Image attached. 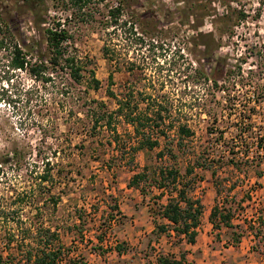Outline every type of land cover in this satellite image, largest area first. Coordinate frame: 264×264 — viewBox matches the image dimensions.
Returning <instances> with one entry per match:
<instances>
[{
	"label": "rangeland",
	"instance_id": "rangeland-1",
	"mask_svg": "<svg viewBox=\"0 0 264 264\" xmlns=\"http://www.w3.org/2000/svg\"><path fill=\"white\" fill-rule=\"evenodd\" d=\"M179 1L85 0L75 6L70 0H0V16L16 42L28 47L27 59L46 57L42 31L58 23L84 77L92 71L99 82L92 90L50 70L46 82H37L7 70L0 52V157L11 149L18 153L17 163L0 168V227H51L62 251L84 264H155L159 253L183 255L184 264H192L182 236L152 231L151 216L165 223L155 214L175 198L170 178L155 188L166 168L178 172L177 190L188 184L189 197L228 212L234 227L215 232L224 239L222 248L231 250L243 237L246 249L264 254V152L255 147L264 148V0H237L246 17L231 37L222 36L218 50L235 73L224 93L210 90L200 76L205 61L193 42L195 31L215 27L210 19L201 26L182 17ZM114 7L120 9L115 24L108 14ZM102 45L112 49V62L102 57ZM109 93L137 103L139 112L149 107L151 121L143 131L155 147L130 152L132 128L121 118L112 117L110 128L101 121L93 126V117L114 109ZM181 126L191 135L177 132ZM44 159L50 177L37 188ZM135 173L144 178L137 189L129 188ZM50 197L57 200L54 206ZM115 244L122 254L115 253Z\"/></svg>",
	"mask_w": 264,
	"mask_h": 264
},
{
	"label": "trees",
	"instance_id": "trees-1",
	"mask_svg": "<svg viewBox=\"0 0 264 264\" xmlns=\"http://www.w3.org/2000/svg\"><path fill=\"white\" fill-rule=\"evenodd\" d=\"M70 2L75 6H81L85 0H70ZM179 2L182 3V6L176 9L182 17L190 21H197V24L200 25L203 20L210 19L211 24L214 25V32L209 30L204 32L195 31L194 33V45L200 47V52L206 66V69L201 66L199 74L208 85V88L213 92H228L229 80H233L230 77L235 73L230 69L227 58L218 54L220 40L222 36L231 37L233 29L244 21L246 15L242 9L237 7V0H181ZM231 4H235V6H231ZM119 12V7L110 8L108 11L109 18L113 19V24H115V19L118 17ZM42 33L46 57L44 59L42 57L27 59L26 56L28 54L24 49L26 50L28 47L16 42L10 27L0 16V52L5 53L4 59L7 70L25 72L31 79L37 82L41 81L42 83L48 80L52 72L62 73L75 85L84 83L86 88L97 89L99 82L94 78L93 72L87 71V77H84L82 61L74 54L72 46L66 44L70 38L67 31L61 29L58 23H55L43 29ZM158 41L159 39H156V42ZM100 52L106 61L112 62L113 51L108 45H102ZM132 67L133 64L127 70L131 72ZM48 70L51 73H48ZM85 78L86 81H84ZM107 80L108 86H110L112 84V76L110 74ZM109 95L114 100L113 111L108 115L104 111V115L93 117V126H96L101 121L107 128H110L112 117L115 119L121 118L123 123L132 128L135 141L129 147L130 152L135 153L142 149L151 150L155 147L157 142L151 140L149 135H145L143 131L145 128H149L148 122L151 121L147 117L146 112L149 110V107H145L142 112H139L137 103H130L126 99H116L112 93H109ZM160 114L159 110L156 109L154 111L155 119L159 123L163 122V117ZM157 124L154 122L156 127ZM112 128L110 132H112L113 137H116V131L114 127ZM177 132L185 137L191 135L189 129H186L184 126L179 127ZM161 134L163 135V133ZM114 142L118 144L117 140ZM260 146L261 144H258L257 148H260ZM17 157L18 153L15 152V149H11L9 152L1 155L0 168L6 166V164L10 166L17 163ZM132 161L133 159H131ZM41 162L43 169L36 177L38 182L33 184L37 188L48 181L51 171L47 159ZM164 173L166 176H163ZM159 175L160 179L155 182V188H164V181L170 178V186L175 191V198L167 199L164 205L158 207V212L155 214V217L164 220L165 223L158 224L155 222L154 216H151L154 223L152 231L155 235H160L171 230L174 235L182 236L186 243L192 244L194 242L195 229L199 223V216L202 213L200 202L187 195V191L189 190L188 184L182 185L178 190L176 189V185L178 184V172L176 170H166L165 168L159 171ZM142 178H144L142 173L133 174L128 187L137 189L138 183ZM170 194L171 191H169ZM50 201L54 206L57 200L50 197ZM222 212L223 209H219L215 205L211 208L208 220L212 224V227L218 228L214 220L215 217H219L224 227L232 228L229 224L230 217L228 212ZM0 214L4 215V209H1ZM9 227L14 229L10 230ZM261 227L264 229V221L261 222ZM0 228L1 232H3V252H0V264H84L83 258L72 257L68 249L65 252L62 251L58 243L57 233L55 230H51V227H43L41 223L38 225L35 222H30L13 223L10 226L7 224ZM5 228H7L6 233L4 231ZM90 250L96 251L94 247ZM113 250L119 255L122 254L123 248L115 244L113 245ZM97 251L98 254L103 252L99 248ZM155 264H184V256L179 255L176 258L172 254L159 253L155 257Z\"/></svg>",
	"mask_w": 264,
	"mask_h": 264
},
{
	"label": "crops",
	"instance_id": "crops-1",
	"mask_svg": "<svg viewBox=\"0 0 264 264\" xmlns=\"http://www.w3.org/2000/svg\"><path fill=\"white\" fill-rule=\"evenodd\" d=\"M200 205L202 213L199 216V223L195 229L194 242L189 244L183 240L190 247V251L186 253L185 258L192 259V264H264V254L255 255V253L246 249L242 244L243 237L235 239L237 243L231 250L229 248H222L221 242L224 239L221 235H216L215 232L226 227L222 225L220 218L217 217V221L214 220V223L218 228H213L208 220V215L214 205L208 209L202 201ZM229 224L232 228L234 227L230 220ZM252 224H254V221ZM257 225L258 223H256ZM248 238L250 240V237ZM206 242H209L210 247L205 245ZM212 246L213 248H211Z\"/></svg>",
	"mask_w": 264,
	"mask_h": 264
},
{
	"label": "built area",
	"instance_id": "built-area-1",
	"mask_svg": "<svg viewBox=\"0 0 264 264\" xmlns=\"http://www.w3.org/2000/svg\"><path fill=\"white\" fill-rule=\"evenodd\" d=\"M257 145H258V144L255 145L256 149H259V150L263 149L262 146H260V148H257Z\"/></svg>",
	"mask_w": 264,
	"mask_h": 264
}]
</instances>
